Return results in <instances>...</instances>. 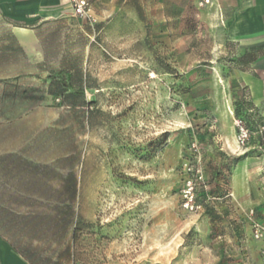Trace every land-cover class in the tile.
Returning <instances> with one entry per match:
<instances>
[{
	"label": "rangeland",
	"instance_id": "obj_1",
	"mask_svg": "<svg viewBox=\"0 0 264 264\" xmlns=\"http://www.w3.org/2000/svg\"><path fill=\"white\" fill-rule=\"evenodd\" d=\"M85 1L0 15V227L74 264H264V0Z\"/></svg>",
	"mask_w": 264,
	"mask_h": 264
},
{
	"label": "crops",
	"instance_id": "obj_2",
	"mask_svg": "<svg viewBox=\"0 0 264 264\" xmlns=\"http://www.w3.org/2000/svg\"><path fill=\"white\" fill-rule=\"evenodd\" d=\"M70 12V0H0V15L16 22L56 20ZM27 237L25 230L0 227V264H74L58 255H44L42 242L28 244Z\"/></svg>",
	"mask_w": 264,
	"mask_h": 264
},
{
	"label": "trees",
	"instance_id": "obj_3",
	"mask_svg": "<svg viewBox=\"0 0 264 264\" xmlns=\"http://www.w3.org/2000/svg\"><path fill=\"white\" fill-rule=\"evenodd\" d=\"M257 51H258L257 49H253L250 52L246 53L244 59L248 60L249 63L253 62L255 60V57H256L255 55ZM55 77L59 78V84H60L61 90H63L64 92H67L68 90L72 89V86L68 82L69 76H67L63 72H60L56 74ZM235 114H236V117H240L238 111H236ZM258 117L260 120L263 119L259 115Z\"/></svg>",
	"mask_w": 264,
	"mask_h": 264
},
{
	"label": "built area",
	"instance_id": "obj_4",
	"mask_svg": "<svg viewBox=\"0 0 264 264\" xmlns=\"http://www.w3.org/2000/svg\"><path fill=\"white\" fill-rule=\"evenodd\" d=\"M210 0H206V3H209ZM73 13L76 16H86L90 13L88 10V4L85 0H73Z\"/></svg>",
	"mask_w": 264,
	"mask_h": 264
}]
</instances>
